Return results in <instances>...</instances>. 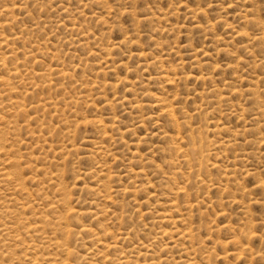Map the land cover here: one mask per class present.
<instances>
[{
	"label": "rangeland",
	"instance_id": "374dc122",
	"mask_svg": "<svg viewBox=\"0 0 264 264\" xmlns=\"http://www.w3.org/2000/svg\"><path fill=\"white\" fill-rule=\"evenodd\" d=\"M0 264H264V0H0Z\"/></svg>",
	"mask_w": 264,
	"mask_h": 264
},
{
	"label": "bare ground",
	"instance_id": "6f19581e",
	"mask_svg": "<svg viewBox=\"0 0 264 264\" xmlns=\"http://www.w3.org/2000/svg\"><path fill=\"white\" fill-rule=\"evenodd\" d=\"M5 177L7 178V174H6V175H5V174H2V178L4 179ZM3 179H2V180H3ZM4 180H5V179H4ZM22 206H23V205H22ZM41 219H42V218H41ZM47 226H48V225H47ZM50 226H51V225H50ZM28 229H29V228H28ZM8 230H9V229H8ZM8 230H7V231H8ZM2 242H4V240H3ZM62 246H63V245H62ZM68 253H69V252H68ZM33 258H34V257H33ZM35 259H36V258H35ZM33 260H34V259H33ZM37 260H38V259H37ZM44 260H45V259H44Z\"/></svg>",
	"mask_w": 264,
	"mask_h": 264
}]
</instances>
